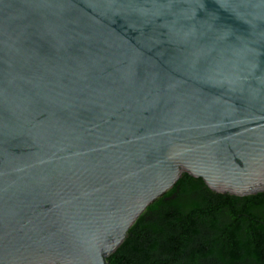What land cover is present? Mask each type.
I'll list each match as a JSON object with an SVG mask.
<instances>
[{
  "label": "water",
  "instance_id": "1",
  "mask_svg": "<svg viewBox=\"0 0 264 264\" xmlns=\"http://www.w3.org/2000/svg\"><path fill=\"white\" fill-rule=\"evenodd\" d=\"M183 173L264 194V0H0V264H107Z\"/></svg>",
  "mask_w": 264,
  "mask_h": 264
},
{
  "label": "trees",
  "instance_id": "2",
  "mask_svg": "<svg viewBox=\"0 0 264 264\" xmlns=\"http://www.w3.org/2000/svg\"><path fill=\"white\" fill-rule=\"evenodd\" d=\"M107 264H264V194L216 193L183 173Z\"/></svg>",
  "mask_w": 264,
  "mask_h": 264
}]
</instances>
